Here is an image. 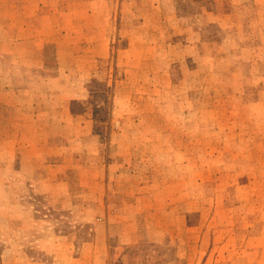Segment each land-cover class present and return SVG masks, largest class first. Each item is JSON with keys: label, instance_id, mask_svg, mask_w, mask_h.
<instances>
[{"label": "rangeland", "instance_id": "obj_1", "mask_svg": "<svg viewBox=\"0 0 264 264\" xmlns=\"http://www.w3.org/2000/svg\"><path fill=\"white\" fill-rule=\"evenodd\" d=\"M0 264H264V0H0Z\"/></svg>", "mask_w": 264, "mask_h": 264}]
</instances>
